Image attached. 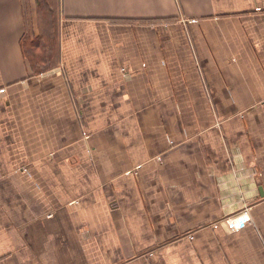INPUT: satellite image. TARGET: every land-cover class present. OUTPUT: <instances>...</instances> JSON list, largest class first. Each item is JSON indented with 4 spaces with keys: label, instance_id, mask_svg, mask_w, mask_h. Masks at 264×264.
<instances>
[{
    "label": "crops",
    "instance_id": "0c3cea01",
    "mask_svg": "<svg viewBox=\"0 0 264 264\" xmlns=\"http://www.w3.org/2000/svg\"><path fill=\"white\" fill-rule=\"evenodd\" d=\"M0 0V264H264V0Z\"/></svg>",
    "mask_w": 264,
    "mask_h": 264
},
{
    "label": "trees",
    "instance_id": "16d2710c",
    "mask_svg": "<svg viewBox=\"0 0 264 264\" xmlns=\"http://www.w3.org/2000/svg\"><path fill=\"white\" fill-rule=\"evenodd\" d=\"M39 35L29 30L21 40V49L35 76L53 71L59 61V7L56 0H37Z\"/></svg>",
    "mask_w": 264,
    "mask_h": 264
}]
</instances>
